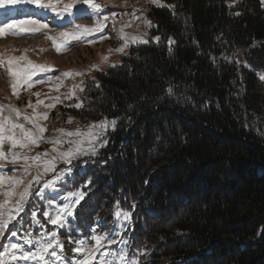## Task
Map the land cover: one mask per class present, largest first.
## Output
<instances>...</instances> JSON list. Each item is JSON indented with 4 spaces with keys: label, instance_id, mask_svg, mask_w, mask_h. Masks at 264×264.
Wrapping results in <instances>:
<instances>
[{
    "label": "trees",
    "instance_id": "16d2710c",
    "mask_svg": "<svg viewBox=\"0 0 264 264\" xmlns=\"http://www.w3.org/2000/svg\"><path fill=\"white\" fill-rule=\"evenodd\" d=\"M230 1L147 6L152 37L85 80L71 110L81 123L117 120L107 145L74 161L60 185L84 194L74 217L49 224L34 186L3 244L34 250L26 234L57 231L63 258L74 257V241L104 232L120 210L132 213L123 237L139 264H264V6ZM34 206L44 228L32 225Z\"/></svg>",
    "mask_w": 264,
    "mask_h": 264
},
{
    "label": "snow or ice",
    "instance_id": "6c2138e0",
    "mask_svg": "<svg viewBox=\"0 0 264 264\" xmlns=\"http://www.w3.org/2000/svg\"><path fill=\"white\" fill-rule=\"evenodd\" d=\"M27 3L35 4L39 9L51 10L59 18H64L73 15V8L76 4H87L88 9L92 10V14L97 17V22L94 27L88 28L81 25H75V31H62L58 32L55 36H47V39L52 41L53 46L57 52L62 51L68 44L69 40L80 39L83 34H93L96 32H102L105 22L109 19L107 15L102 14L103 6L99 3H95L94 0H26ZM264 2V0H262ZM18 3V0H0V7L5 5H14ZM239 15V13H237ZM115 14H113V18ZM145 23H150L145 21ZM28 24L29 28H21L20 25ZM48 24L42 23L39 19H28L25 21H19L14 24H7L4 27H0V35H3L7 30L9 34L22 35L25 32L38 31L41 29H47ZM121 33L123 28H121ZM121 39L124 41L121 48L117 49L118 52H123L124 48L129 43H147L140 39V37H128L122 35ZM159 39V38H157ZM169 43H172L170 41ZM107 59V57H103ZM0 65H6L7 73L9 77V86L14 96L19 98V92L24 85L32 87L33 77L39 73L50 72L52 69L47 65H36L32 61L28 60L27 56H7L0 59ZM94 68L96 66H93ZM115 67V65H111ZM80 73H77L79 75ZM63 76H71L72 73H64ZM264 79V76L261 77ZM42 82V81H41ZM59 85H57V88ZM80 87V86H77ZM83 91V88H80ZM172 91L171 88L168 89ZM75 95L74 91L69 92L67 98H72ZM57 101L59 98H55ZM42 101H37V104H41ZM29 106L33 108V115L31 117L24 115L23 119L32 125V129H26L24 125L18 123L21 116L19 109L12 107L11 105L0 106V161L19 164L23 162L21 169H12L13 172L21 171L22 176H7L3 171V164L0 163V195L4 197L0 201V247L3 251H0V264H14V262L23 260L25 262H33V264H66L63 258V244L59 239L57 231L47 232L42 231L39 236L33 237L29 232L24 237V244L32 245L33 248L25 251L23 246L18 242H11L7 245L3 244V237L8 229V225L12 220H15L20 213L25 211L27 203L30 201L33 193L32 188L39 186L38 191L35 192V197H38L40 202L47 201L44 204L45 210L43 211V217L51 225L57 226V228H64L68 224V218L74 217V209L80 200L83 198V192H68L67 195H63L62 206L57 202L61 198V192L59 186L66 181L72 173V161L79 156H96L98 149L107 145V139H102L106 136L109 127L115 129L117 120L113 119L109 121L107 118L104 120L93 123L88 126L86 130L77 129L74 132H65L63 129L57 130L61 136L68 137L69 139H61L59 136L45 140L43 133L46 128L41 126L38 122L41 119L47 118V113H36V105L29 103ZM55 105H46L51 108ZM76 108L82 107L81 104L74 105ZM7 109L9 113H15L16 120L11 118V115H3V112ZM71 123V119L68 121ZM41 142L49 143L53 145L51 152L55 153L51 159H47L48 152L37 153L34 156H30L25 151H15L19 148L21 150L28 149L29 151L33 146H39ZM9 145L7 152L3 150L4 145ZM64 144L70 145L65 151H61L60 147ZM63 162L69 167L57 171V163ZM36 168V175L32 176L31 180L23 187L22 191H17L20 185L23 183L24 176H27L32 168ZM49 173H53L52 178L46 179L41 184L43 177ZM7 185V187H5ZM64 186H67L66 184ZM15 198V202L10 205V201ZM135 207V205L133 206ZM117 209L119 205L117 204ZM40 211L39 206H34L31 213L32 225H39L44 228L41 221L37 218V213ZM132 213L128 211L117 210L115 216L120 223V229L123 231L125 225L124 221L131 222ZM98 226H102L100 221H97ZM82 235V234H81ZM120 235L116 230L114 224L112 229L105 232L103 235L97 234L96 227H93L91 234V241L88 238L77 239L74 241L76 247L73 251L79 254V258H74L72 264H139L138 259L129 258L127 255V241L124 239H115L114 237ZM12 237H17L16 231L11 232ZM94 241V244L90 243ZM73 242L70 240V243ZM124 245L122 248L113 250L110 246ZM59 249V252H58ZM10 258V260H9Z\"/></svg>",
    "mask_w": 264,
    "mask_h": 264
},
{
    "label": "rangeland",
    "instance_id": "374dc122",
    "mask_svg": "<svg viewBox=\"0 0 264 264\" xmlns=\"http://www.w3.org/2000/svg\"><path fill=\"white\" fill-rule=\"evenodd\" d=\"M237 0H231L230 3H234ZM264 6V2L259 0ZM45 2V0H42ZM67 2V0H63ZM95 3H99L103 6L102 14L107 15L109 19L105 22V27L102 32H96L93 34H83L80 39L69 40L65 48L57 52L52 44V41L47 39V36H55L58 32L62 31H75V25H81L84 27H94L97 22V17L92 14V10L88 9L87 4H76L73 8V15H65L64 18H59L51 10L39 9L35 4L27 3L26 0H18V3L14 5H5L0 7V15L9 10L15 9L12 14L13 18L9 20V16L0 20V27H4L7 24L18 23L19 21H25L28 19H39L42 23H47V29H41L38 31L25 32L22 35L9 34L6 30L3 35H0V59L7 56H27L28 60L32 61L36 65H47L52 70L46 73H39L33 77L32 87L24 85L19 92V98L14 96L9 86V77L7 73L6 65H0V106L11 105L17 108L21 112V116L18 123L25 126L26 129H32V125L27 123L23 116L27 115L31 117L33 115V108L29 106V103L36 105V113H47L46 119H41L38 122L41 126L46 128L43 133L45 140L54 139L60 137L61 139H69L68 137L61 136L57 131L63 129L65 132H74L77 129L86 130L89 125L100 122L104 119L81 123L77 117L72 113V109H79L74 107L76 104L81 103V95L84 93V81L93 79L98 71L104 70L108 66L117 64L120 62L121 57L125 55L129 48L136 43H129L124 48L123 52L116 51L121 48L124 41L121 39L122 35L128 37H140L144 41H148L150 37V29L154 24L148 19L146 15L147 6L149 4L162 5V0H94ZM24 12V13H23ZM18 13V15H15ZM23 13V14H22ZM113 14L115 17L113 18ZM8 15L10 12L8 11ZM2 16V15H1ZM148 21L150 23H145ZM21 28H29L30 25H20ZM121 28L123 32L121 33ZM108 30V31H107ZM171 40H169L170 42ZM107 57V59H103ZM237 59L243 63L242 56L237 54ZM93 66H96L95 68ZM64 73H72L71 76H63ZM77 73H80L77 75ZM42 81V82H41ZM57 85L59 87L57 88ZM80 86V87H77ZM83 88V91L80 88ZM74 91L75 95L72 98H67L69 92ZM59 98L57 101L55 98ZM37 101H42L41 104H37ZM54 107L48 108L46 105H52ZM3 115H11L13 120H16L15 113H9L7 109L3 112ZM71 119V123H69ZM111 121V120H109ZM112 127H109L110 130ZM102 139H107L106 136ZM108 141V139H107ZM53 145L45 142H41L39 146H33L31 150H21L19 148L15 151L28 152L30 156H34L37 153L48 152L47 159H51L55 153L51 152ZM70 147L68 144H64L60 147L61 151L67 150ZM9 145L5 144L3 150L7 152ZM81 157H90V155L79 156L72 161H76ZM3 164V168L8 169L10 175H23L21 171L13 172L12 169H21L23 162L19 164H11L0 161ZM69 167V165L63 162L57 163V171L63 170ZM73 167V166H72ZM36 175V168L33 167L31 172L24 176V178L31 180L32 176ZM49 175V174H48ZM47 175V176H48ZM72 175V173H71ZM71 175L69 177H71ZM47 176L43 177L41 184L44 180L52 178ZM61 192V198L58 199V203L62 206L63 195H67L68 192H76L65 190L59 186ZM116 225V230L120 235L115 236V239H124L123 233L129 225L128 221H124V229L121 231L120 223L114 216L113 222L108 225L104 232H97V234L103 235L112 229L113 225ZM92 234V233H91ZM83 239V238H82ZM91 241V236L88 237ZM127 241V240H126ZM94 244V241L90 243ZM113 250L122 248L124 245L113 244L110 246ZM69 259L70 262L68 260ZM74 258H79V254L74 257L65 256L66 264H72ZM68 261V262H67ZM59 264V262H57Z\"/></svg>",
    "mask_w": 264,
    "mask_h": 264
}]
</instances>
